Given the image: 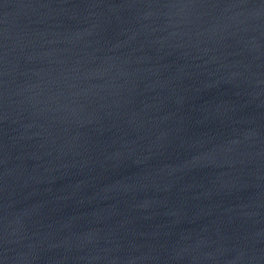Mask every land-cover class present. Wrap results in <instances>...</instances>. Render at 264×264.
Segmentation results:
<instances>
[{"label":"water","instance_id":"95a60500","mask_svg":"<svg viewBox=\"0 0 264 264\" xmlns=\"http://www.w3.org/2000/svg\"><path fill=\"white\" fill-rule=\"evenodd\" d=\"M0 264H264V0H0Z\"/></svg>","mask_w":264,"mask_h":264}]
</instances>
